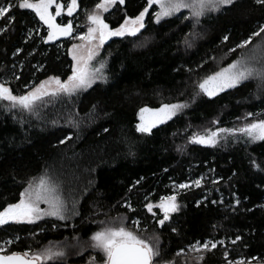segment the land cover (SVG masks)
I'll return each instance as SVG.
<instances>
[{"label": "trees", "instance_id": "16d2710c", "mask_svg": "<svg viewBox=\"0 0 264 264\" xmlns=\"http://www.w3.org/2000/svg\"><path fill=\"white\" fill-rule=\"evenodd\" d=\"M5 2L0 0V4ZM58 2L67 5L69 0ZM99 2L78 0L71 17L59 18L60 23L72 21L73 36L48 43L41 39L47 26L38 23L31 10L14 7V22L0 19V29H6L0 31V81L7 82L15 94H23L49 76L67 79L73 65L69 49L77 33L88 26L86 11L91 12ZM145 6L146 0L117 2L103 14L104 19L117 27L125 14L134 16ZM156 11L158 6L153 5L142 35L113 37L105 43L102 56L107 60V82H97L71 97H46L32 114L7 111L6 102H0V210L18 202L32 178L47 173L62 182L63 194H70L67 197L77 202L79 212L73 220L46 217L36 224L0 226V243L14 241L6 246L5 254L37 251L50 242L74 237L84 239L102 219L125 217L130 230L132 220L140 219L141 227L147 228L140 235H159L161 255L154 264L173 260L175 251L190 242L208 239L226 240V248L218 245L206 254L203 264H227L226 249L228 259L243 257L264 263V141L245 143L243 138L239 142L230 138L211 147L188 139L193 132L214 129V120H219V127L232 128L242 124L237 118L247 112L264 113V82L258 78L216 97L199 95L192 100L199 80L239 58L240 49L228 50L264 24V6L255 0H238L234 6L207 14L196 25L199 36L189 37L194 41L192 47L184 44V37L193 31L191 23L182 19L189 11L159 24L154 20ZM226 34L230 39L222 43ZM259 40L254 39L253 45ZM17 49L23 51L16 53ZM177 100L189 101L191 107L157 125L151 134L137 131L141 107L157 108ZM200 176L206 177L202 186L181 190L178 198L183 208L172 215L171 223L157 229L144 204L174 194L173 183L192 182ZM213 179L219 182L213 185ZM137 180L140 183L133 187ZM221 199L223 203H211ZM125 200L131 201L135 213L124 206ZM237 235L242 240L233 245L231 240ZM91 256L70 254L46 264H86ZM102 259L98 258L99 263ZM182 261L175 258V264Z\"/></svg>", "mask_w": 264, "mask_h": 264}, {"label": "snow or ice", "instance_id": "6c2138e0", "mask_svg": "<svg viewBox=\"0 0 264 264\" xmlns=\"http://www.w3.org/2000/svg\"><path fill=\"white\" fill-rule=\"evenodd\" d=\"M117 2L123 5L125 0H100L91 12L86 11L87 31L83 35L75 37L82 43L73 44L69 49L74 64L71 66V75H68L67 79H61L60 76H49L38 84L33 83L29 90L23 94H15L7 82L0 81V102H6L4 105L6 110L20 109L29 114L36 113L37 109L45 102L46 97L49 99L62 95L71 97L90 88L97 80L107 82V77L104 75L105 62H100L98 66L92 63L99 49L113 37H138L142 35V30L146 29V17L153 5H158L160 9L154 13V20L157 24L162 19L175 16L182 9L189 10V15L183 16L182 19L191 23L193 31L184 37V44L186 47H192L194 41L189 37L199 36V33L195 32V28L196 25L200 24L201 18L209 13L220 12L224 8L234 6L238 0H146V6L138 14L134 16L125 14L123 22L119 26L111 27L105 21L103 14L108 12L110 7L116 5ZM255 2L264 6V0H255ZM14 7L31 10L38 17V23L42 22V25L47 26L46 35L41 37L44 43L58 41L61 37L73 36L72 21L58 23L57 17H60L65 9L67 16L71 17L79 7L78 0H69L67 5L58 2V0H18L17 3L6 0L5 3L0 4V19L7 18L14 22L15 17L11 15ZM0 31H6V29H0ZM32 31L38 30L33 29ZM31 34L30 31L29 36ZM256 38H260V40L253 45V40ZM229 39L230 36L226 34L221 42L226 43ZM250 45H252L251 48H249ZM237 49L241 50L238 59L228 64L227 67H222L219 71L206 75L197 82V91L192 98L193 102L196 96L216 97L222 92L237 88L251 78H258L264 82V24L259 25L256 30L237 43L235 47L229 48L228 51L235 53ZM22 51L23 49H17L16 53ZM211 59L215 60L216 58L211 57ZM188 71L193 70L188 69ZM15 78L19 79L18 76ZM92 107L95 110L96 105ZM190 107L189 101L180 100L162 103L157 108L141 107L138 112L140 123L136 125V129L140 133L151 134L157 125L173 120ZM258 115H264V113L247 112L243 117L237 118L243 121L242 124L232 128L219 127V120H214L211 122L216 125L214 129L206 127L202 131L193 132L188 139L191 143L211 147H216L222 141L227 142L230 138H234L236 142L243 138L245 143L264 141V118H256ZM73 123L74 126L78 127V123ZM66 139H71V137H66ZM64 142L65 140L61 141V143ZM252 164L258 170L260 169V165L256 164L255 160L252 161ZM211 171L214 170L210 169ZM205 179V176H200L199 179L191 183H173L172 187L176 190L174 194L161 197L159 203L146 202L144 204L147 213L152 215V223L156 225L157 229H162L166 224L171 223L172 215L180 211L182 205L177 199L179 190H186L193 186L200 188ZM219 179H223V177ZM218 182L217 179L211 181L213 185ZM139 183L140 180H137L133 187ZM145 200H148L147 196H145ZM76 203L74 199L69 201L65 198L62 182L46 173L39 178L34 177L28 182L27 187L19 194L18 202L9 203L0 210V226L10 223L36 224L37 221L44 220L46 217L65 221L69 216L79 215ZM199 203L201 202L198 201L197 204L199 205ZM211 203H223V199L214 200ZM41 204L46 205V207H41ZM235 204L237 206L240 204L239 198L235 199ZM124 206L130 212L135 213L137 211L130 200H125ZM154 209L161 211L162 217L158 216ZM125 219V217H117L110 221H100L99 223L103 226L92 234L91 242L87 247L99 250L103 254L104 264H154L155 259L161 255L159 235L156 233L140 235V233L147 231L146 227H141L140 219L132 220L133 230H129L125 226ZM52 227L55 228L56 225L53 224ZM171 231L176 233L177 229L172 228ZM16 239L18 240L19 237ZM74 239L77 244L71 245V247H78L77 255H83L86 250L85 246L79 243V237H74ZM240 240L242 237L237 235L235 239L231 240V243L235 245ZM12 243H14L12 239L0 243V264H46L48 261L62 259L67 255L64 247L52 245L36 252L28 249L22 253L14 251L5 254L6 246ZM218 245L226 248V240L208 239L203 242L201 240L190 242L185 247L175 251L174 259L168 261L167 264H175V258H183L182 264H203L206 254L215 250ZM223 255L227 264H252L251 260L243 257L236 260L228 259L229 252L227 249ZM257 259V257L252 258V260ZM86 264H96L95 257H90Z\"/></svg>", "mask_w": 264, "mask_h": 264}, {"label": "rangeland", "instance_id": "374dc122", "mask_svg": "<svg viewBox=\"0 0 264 264\" xmlns=\"http://www.w3.org/2000/svg\"><path fill=\"white\" fill-rule=\"evenodd\" d=\"M158 6V5H157ZM110 9H111V7H110ZM160 9H159V7H158V11H159ZM184 10H187V9H182L181 11H184ZM53 11H54V9H53ZM187 11H189V10H187ZM76 12V11H75ZM74 12V13H75ZM73 13V14H74ZM64 14H66V9H65V11H64V13H62V15L60 16V17H57V22L58 23H60V21H59V18H61ZM67 15V14H66ZM87 31V27H86V29L85 30H83V31H81V32H79V33H77V35H76V37H79V36H81V35H83L85 32ZM109 41V40H108ZM259 42V41H258ZM257 42V43H258ZM80 43H82L79 39H75V42H74V44H80ZM256 44V43H255ZM254 44V45H255ZM105 45V44H104ZM104 45H103V47L102 48H100L99 49V51H98V54H97V56H96V58L92 61V63H93V65H95V66H98L99 65V63L100 62H105V64H106V67L104 68V75L107 77V72H106V70H107V60L102 56V50H103V48H104ZM72 47V46H71ZM71 47H70V49H71ZM252 47V46H251ZM251 47H249V48H251ZM73 64H74V61H73ZM227 67V66H226ZM219 71V70H218ZM102 80H97L95 83H97V82H101ZM94 83V84H95ZM93 85V84H92ZM187 111V109L186 110H184V112H186ZM183 112V113H184ZM138 123H140V120H139V115H138ZM241 125V124H240ZM239 125V126H240ZM239 126H235V127H239ZM223 128H229V127H223ZM43 175H45V174H40V175H38L37 177H35V178H39V177H41V176H43ZM32 180V179H31ZM184 183H191V182H184ZM27 187V186H26ZM24 191V190H23ZM181 190H179V192H180ZM178 192V193H179ZM64 195V194H63ZM70 194L67 192V196H69ZM65 196V198H67L69 201H71L66 195H64ZM177 199H178V202L182 205V207H181V209L183 208V202H181V200L178 198V195H177ZM156 203H159V201L158 202H156ZM156 203H154V204H156ZM41 207H46V205H44V204H41ZM76 208H77V204H76ZM180 209V210H181ZM78 211V210H77ZM154 211H157V214H162V212L161 211H159V210H157V209H154ZM79 213V212H78ZM77 215H75V216H69V218L67 219V220H73L75 217H76ZM54 218V217H53ZM113 219H115V218H112V219H109V218H106V219H102V221H110V220H113ZM67 220H65V221H67ZM103 225H101L100 223H98L97 224V227H95V229L93 230V232H92V234L94 233V232H96V231H98L101 227H102ZM129 229V228H128ZM130 230V229H129ZM92 234L91 235H89L88 237H84V239L82 238H79V243L80 244H83L84 246H85V251H84V253H91L92 254V256L91 257H93V255H94V257H95V261H96V264H104V260L102 261V262H100L99 263V261H98V258L99 257H103V254L99 251V250H93V249H91V248H88L87 247V245L91 242L90 241V237L92 236ZM75 244H77V241L73 238V239H69V240H64V241H56V242H50L49 244H47L46 246H43L41 249H43V248H45V247H47V246H49V245H52V246H54V247H64L65 248V251H66V253H67V255L64 257V258H62V259H65L67 256H70V254H73V255H77V251L79 250L78 249V247H71V245H75ZM40 250V249H39ZM91 251V252H90ZM33 252H36V251H33ZM83 253V254H84ZM62 259H57V260H62ZM159 264H167V262H163V263H159ZM252 264H264V263H252Z\"/></svg>", "mask_w": 264, "mask_h": 264}]
</instances>
